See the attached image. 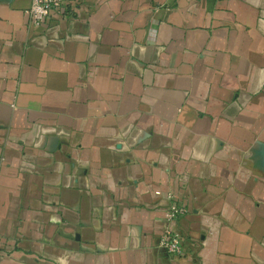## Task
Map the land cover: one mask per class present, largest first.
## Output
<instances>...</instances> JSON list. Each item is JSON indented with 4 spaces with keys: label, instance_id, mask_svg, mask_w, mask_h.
I'll list each match as a JSON object with an SVG mask.
<instances>
[{
    "label": "crops",
    "instance_id": "obj_1",
    "mask_svg": "<svg viewBox=\"0 0 264 264\" xmlns=\"http://www.w3.org/2000/svg\"><path fill=\"white\" fill-rule=\"evenodd\" d=\"M31 3L0 0V264H264V0Z\"/></svg>",
    "mask_w": 264,
    "mask_h": 264
},
{
    "label": "built area",
    "instance_id": "obj_2",
    "mask_svg": "<svg viewBox=\"0 0 264 264\" xmlns=\"http://www.w3.org/2000/svg\"><path fill=\"white\" fill-rule=\"evenodd\" d=\"M67 0H32L30 7L26 10L30 22L34 25L42 24L53 10H60ZM156 194H160L157 191ZM170 204L166 210L165 218L167 221H175L184 216L188 212L185 203L176 201L172 195L169 196ZM161 247L167 254L171 256H179L184 254L183 236L180 231L168 229L159 241Z\"/></svg>",
    "mask_w": 264,
    "mask_h": 264
},
{
    "label": "clouds",
    "instance_id": "obj_3",
    "mask_svg": "<svg viewBox=\"0 0 264 264\" xmlns=\"http://www.w3.org/2000/svg\"><path fill=\"white\" fill-rule=\"evenodd\" d=\"M62 264H63V262H62Z\"/></svg>",
    "mask_w": 264,
    "mask_h": 264
}]
</instances>
